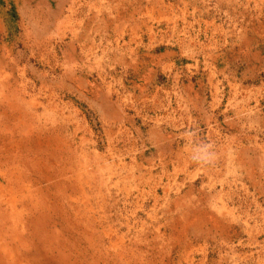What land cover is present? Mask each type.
Masks as SVG:
<instances>
[{"label": "rangeland", "instance_id": "1", "mask_svg": "<svg viewBox=\"0 0 264 264\" xmlns=\"http://www.w3.org/2000/svg\"><path fill=\"white\" fill-rule=\"evenodd\" d=\"M0 264H264V0H0Z\"/></svg>", "mask_w": 264, "mask_h": 264}]
</instances>
